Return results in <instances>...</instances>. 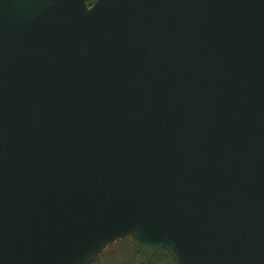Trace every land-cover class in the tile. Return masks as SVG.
<instances>
[{"label":"water","instance_id":"95a60500","mask_svg":"<svg viewBox=\"0 0 264 264\" xmlns=\"http://www.w3.org/2000/svg\"><path fill=\"white\" fill-rule=\"evenodd\" d=\"M0 0V264H264V0Z\"/></svg>","mask_w":264,"mask_h":264},{"label":"trees","instance_id":"16d2710c","mask_svg":"<svg viewBox=\"0 0 264 264\" xmlns=\"http://www.w3.org/2000/svg\"><path fill=\"white\" fill-rule=\"evenodd\" d=\"M91 0L90 2H92ZM92 264H175L166 250L146 252L124 238L105 250Z\"/></svg>","mask_w":264,"mask_h":264}]
</instances>
